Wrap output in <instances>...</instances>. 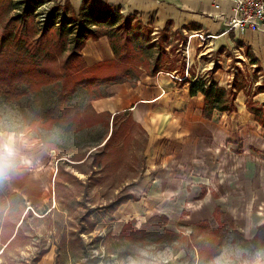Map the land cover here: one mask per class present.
Listing matches in <instances>:
<instances>
[{
	"label": "rangeland",
	"instance_id": "rangeland-1",
	"mask_svg": "<svg viewBox=\"0 0 264 264\" xmlns=\"http://www.w3.org/2000/svg\"><path fill=\"white\" fill-rule=\"evenodd\" d=\"M40 2L0 0V40L14 34L7 40L6 50L27 48L29 36L43 49L51 47L55 59L47 60L50 68L59 74L67 71L60 85L48 86L17 103L0 100V162L5 169L4 173L0 170V264H37L48 253L53 255L54 264H264V230H260L264 226V196L252 189L256 181L246 180L245 175L240 182L222 183L224 191L209 184L216 207L210 216H201L204 220L194 222L185 211L181 221L167 217V222L156 225L159 229L122 235V224L116 223L106 208L124 194L123 187L141 177L144 133L133 130L125 118L123 133L117 132L115 124L116 140L102 148L112 128L110 118L91 110V101L81 86L85 77L94 75L73 76L63 67L73 36L64 38L67 51L63 54L52 45L58 40L63 10L52 14L59 4L44 0L38 8ZM30 6L37 8L26 22L12 21ZM45 29L48 33L43 39ZM17 35L20 40L16 41ZM142 35L145 39L146 32ZM151 39L157 46L154 53L161 57L167 52L168 62H177L180 72L184 62V75L189 73L181 34L161 32L152 34ZM124 40L122 36L118 44ZM237 59L233 85L240 89L254 86L256 92L264 88L260 64L251 65L252 59L246 56ZM61 87L72 94V104L79 107L78 122L71 125L46 119ZM248 96H252L251 91ZM260 125L264 128V121ZM8 146L11 157L6 153ZM46 171L53 175L46 176Z\"/></svg>",
	"mask_w": 264,
	"mask_h": 264
},
{
	"label": "crops",
	"instance_id": "crops-1",
	"mask_svg": "<svg viewBox=\"0 0 264 264\" xmlns=\"http://www.w3.org/2000/svg\"><path fill=\"white\" fill-rule=\"evenodd\" d=\"M54 1L67 9L68 16H79L85 7L95 6L133 18V24L152 34H181L184 38L188 77L174 71L154 73L140 66L139 76L104 88L107 95L89 103L96 115L110 118L112 128L102 148L107 149L116 140L115 124L121 132L125 118L128 126L145 136L144 168L140 178L123 187L125 192L119 199L125 200L111 216L116 223L124 228L135 222L140 228L154 216L181 221L185 211L194 222L204 220L201 216H210L216 207L211 202L209 184L224 191L222 183L240 182L243 175L250 182L256 181L252 189L264 196V128L247 105L249 98L264 109L262 88L256 92L257 87H241L235 112H215L212 118H206L203 96H191L186 80L209 76L218 86L232 89L237 86L232 83L237 56L252 59L251 65H256L254 59L264 69V25L257 32L231 31L227 27L232 15L230 0ZM82 60L98 73L118 68V59L105 35L85 42ZM44 174L53 175L52 171ZM202 186L209 192L205 193ZM233 187L237 192L235 184ZM37 264H54V257L48 253Z\"/></svg>",
	"mask_w": 264,
	"mask_h": 264
},
{
	"label": "trees",
	"instance_id": "trees-1",
	"mask_svg": "<svg viewBox=\"0 0 264 264\" xmlns=\"http://www.w3.org/2000/svg\"><path fill=\"white\" fill-rule=\"evenodd\" d=\"M44 4V0H41L38 8L42 7ZM36 8V6L34 8L30 6L12 21L16 22L24 19V22H26L27 18ZM60 10H63V12L61 13V21L58 23L60 30L56 34L58 40L52 45L57 49L60 48L63 54L67 51L64 38L68 40L70 36H73L70 42L71 49L64 59L65 62L63 67L69 69L73 76L78 75L83 77L91 73L94 75L90 78L85 77L81 84L86 90V95L90 101L104 98L107 95L104 88L119 83V81L131 80L135 75L139 76L138 72L140 66L151 69L154 73L165 70L168 72H177L179 75L185 74L186 64L184 62L181 73L180 70L175 67V63L177 62L171 64L170 61L168 62L166 60L168 55L167 52H162L161 57L159 54L153 52L157 47L156 44L151 43V35L153 32L149 29L140 28L138 24H133V18H126L119 12L113 13L112 11L95 6L85 7L79 16L75 14L68 16L67 9H62L60 5H57L52 14ZM25 25L26 24H24V27ZM68 28L69 30H66ZM142 31L146 32L145 39L142 37ZM21 33L26 37L27 33L25 30H21ZM47 33V29H45L41 37L44 39ZM104 35L108 36L111 42L116 59H118L116 64L118 68L110 67L107 69L109 71L106 70L101 74L98 73L95 68L89 69L84 65L82 50L85 42L88 41L89 38L99 39ZM12 36H14V34H8L0 40V100L5 101L7 104L17 103L26 96L39 94L42 92V89L48 86L60 85V83L65 80L67 76L66 70L59 74L48 65V59L51 57L53 60L55 59V57L52 56L51 47L43 49L35 45L31 41L33 38L29 39L28 36L26 40L27 48L9 51L6 50L5 44ZM122 36L125 38V43L119 45L118 42L122 40ZM15 40H20L18 35ZM148 49L151 50V54L146 55ZM136 59L137 63H135ZM253 62L258 64L254 59ZM186 80L191 86V96H198L200 94L203 96L205 101L204 115L206 118H212L215 112L222 114L236 111L235 103L240 91V88L237 86L227 90L218 86L213 77L209 76L197 79L192 78L190 80L188 78ZM65 91L63 87L59 89L57 98L52 104L53 106L46 114V119H53L56 124L67 123L66 125H71L78 120L77 116L80 112L79 107L72 104V94H66ZM261 91L264 92V88L261 89ZM247 105L250 112L255 114L257 121L260 123L264 121V109L258 107L253 99H250ZM0 170L3 173L5 172L1 162ZM8 197L12 198L13 195L8 192ZM124 200L125 199H119L116 203L108 206L106 210L111 214L116 212L123 204ZM167 221V217L154 216L140 228H137L135 222H132L123 228L122 235L126 237L136 236L148 232L150 229L152 230V228L156 230L159 229L156 227L157 224ZM130 226L133 227L132 230H128ZM260 230H264V226L261 227Z\"/></svg>",
	"mask_w": 264,
	"mask_h": 264
},
{
	"label": "built area",
	"instance_id": "built-area-1",
	"mask_svg": "<svg viewBox=\"0 0 264 264\" xmlns=\"http://www.w3.org/2000/svg\"><path fill=\"white\" fill-rule=\"evenodd\" d=\"M230 5L232 15L227 21V27L231 31L237 30L240 33H246L263 29L264 0H230ZM216 7L219 9L220 4ZM188 76L189 73H187L186 77ZM177 78L179 77L177 76ZM180 80H184V78H180Z\"/></svg>",
	"mask_w": 264,
	"mask_h": 264
},
{
	"label": "clouds",
	"instance_id": "clouds-1",
	"mask_svg": "<svg viewBox=\"0 0 264 264\" xmlns=\"http://www.w3.org/2000/svg\"><path fill=\"white\" fill-rule=\"evenodd\" d=\"M6 153H7V156L8 157H11L12 156V149H11V147L10 146H8L7 148H6ZM6 166V165H5Z\"/></svg>",
	"mask_w": 264,
	"mask_h": 264
}]
</instances>
